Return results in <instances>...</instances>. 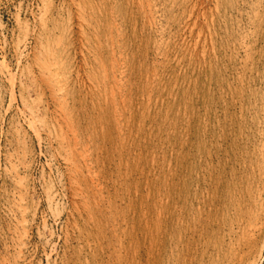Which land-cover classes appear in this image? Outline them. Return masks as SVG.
Listing matches in <instances>:
<instances>
[{
  "label": "rangeland",
  "instance_id": "374dc122",
  "mask_svg": "<svg viewBox=\"0 0 264 264\" xmlns=\"http://www.w3.org/2000/svg\"><path fill=\"white\" fill-rule=\"evenodd\" d=\"M0 264H264V0H0Z\"/></svg>",
  "mask_w": 264,
  "mask_h": 264
},
{
  "label": "bare ground",
  "instance_id": "6f19581e",
  "mask_svg": "<svg viewBox=\"0 0 264 264\" xmlns=\"http://www.w3.org/2000/svg\"><path fill=\"white\" fill-rule=\"evenodd\" d=\"M149 7H151V6H149ZM148 13L149 12H151V10H150V8H148ZM153 13V12H152ZM151 16V15H150ZM152 17V16H151ZM151 17H149V18H151ZM152 19H154L153 17H152ZM154 21V20H153ZM53 57H54V55H53ZM48 62V64H49V61H47ZM47 62H46V67L44 66V68L47 70L46 71V73L48 72L49 73V77H50V80H52V82H53V84H54V88H56V90H54V88H53V90L54 91H57V93L59 94V95H62L61 93H63V89H64V87H65V82H64V80H63V72H61L62 70H61V68H60V65L58 64V62H55V61H53L51 64H49L48 66H47ZM45 65V64H44ZM61 65H62V63H61ZM45 71V70H44ZM46 73H43V75H45V77L47 76L46 75ZM67 81V80H66ZM49 83V82H48ZM51 83V82H50ZM52 85V84H51ZM52 90V91H53ZM65 97V96H64ZM60 98V97H59ZM58 101V100H57ZM58 102H60V100L58 101ZM60 104H62V103H60ZM83 157V156H82ZM16 171V170H15ZM19 175V174H18ZM20 177V176H19ZM17 178V177H16ZM20 179H22V178H20ZM18 180V179H17ZM22 181V180H21ZM22 185V184H21ZM20 185V187H22ZM19 203V202H18ZM20 207V206H19ZM22 208V207H21ZM25 208V207H24ZM22 210V209H21ZM27 219V218H26ZM25 221H27V220H25ZM24 227V226H23ZM22 227V228H23ZM25 233H26V228H25ZM24 235V234H23ZM24 243V242H23ZM22 243V245H25V244H23ZM19 259H20V257H18Z\"/></svg>",
  "mask_w": 264,
  "mask_h": 264
}]
</instances>
